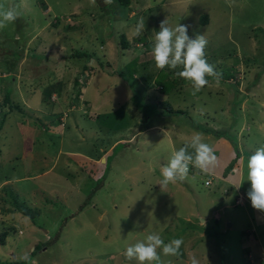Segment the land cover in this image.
<instances>
[{
    "label": "rangeland",
    "instance_id": "rangeland-1",
    "mask_svg": "<svg viewBox=\"0 0 264 264\" xmlns=\"http://www.w3.org/2000/svg\"><path fill=\"white\" fill-rule=\"evenodd\" d=\"M171 1L130 0L127 5V0H96L93 5L90 0H7L22 15L0 30V95H8L21 110L0 113V120L5 116L0 130V222L16 230L0 245V264H138L124 252L153 232L165 243L183 239L179 256L158 250L161 264H190L192 256L199 264H223V259L226 264H250L243 261L249 254L252 263L264 264V242H252L254 232L264 234L263 222L246 195L247 158L264 144V0H191L174 6ZM141 17L145 30L137 36L134 29ZM163 21L173 28L189 25L192 38L205 36L206 59L220 73L218 80L207 76L209 84L193 95L191 82L175 75L182 67H155L151 49ZM137 38L139 43H133ZM8 52L14 57L9 63ZM143 79L151 81L146 91ZM135 93L143 100L141 112L152 115L155 97L184 112L151 121H167L178 132L210 125L228 137L233 150L238 146L225 170L227 176L242 163L239 191L245 203L235 207L233 195L227 202L238 224L222 218L202 227L197 219L194 225L205 237L187 240L188 227L173 216L199 205L220 210L221 193L211 194L219 184L205 186L207 174L197 168L190 179L193 192L188 186L181 191L174 184L161 185L159 157L168 163L188 140L174 138L171 151L165 137L154 132L148 136H158L141 152L145 137L136 132L150 122L136 123L128 114L125 99ZM83 95L87 104L81 102ZM116 109L125 117L119 118ZM49 123L55 131L45 132ZM118 123L129 128L117 131L113 127ZM129 148L135 150L131 156ZM214 152L222 155L220 149ZM6 195H17L33 210L34 219L14 211L2 217V209H14ZM202 250L210 255L201 258ZM25 253L29 260L22 258Z\"/></svg>",
    "mask_w": 264,
    "mask_h": 264
},
{
    "label": "clouds",
    "instance_id": "clouds-1",
    "mask_svg": "<svg viewBox=\"0 0 264 264\" xmlns=\"http://www.w3.org/2000/svg\"><path fill=\"white\" fill-rule=\"evenodd\" d=\"M90 2L94 5L96 0ZM21 15L22 12L18 7L8 6L7 0H0V30L14 23ZM188 28L189 25L184 24H177L173 28L169 27L166 21L161 22L159 31L154 35L151 53L157 69L182 67V70L177 71L175 75L190 81L195 95L209 84L207 76L216 77L218 80L220 73L207 62L205 36L198 34L192 38L188 35ZM144 30L145 19L141 17L135 25L134 32L139 36ZM217 160L213 147L203 141L202 133L196 132L184 146L173 152L168 163L160 166L161 185L183 181L188 173H197V168L207 173L216 166ZM190 165L194 167H189ZM247 181L250 183V188L246 195L251 206L256 210L264 211V144L247 158ZM241 184L242 182L235 188L238 189ZM182 244V238H173L165 243L159 234L153 232L144 240L128 246L124 256L129 261L137 260L138 264H161L158 250L164 255L179 256ZM22 258L29 260L27 253ZM189 260L190 264H199L196 256L190 257ZM32 264H35V261H32Z\"/></svg>",
    "mask_w": 264,
    "mask_h": 264
},
{
    "label": "crops",
    "instance_id": "crops-1",
    "mask_svg": "<svg viewBox=\"0 0 264 264\" xmlns=\"http://www.w3.org/2000/svg\"><path fill=\"white\" fill-rule=\"evenodd\" d=\"M168 0H163V2H167ZM191 0H172L171 1V6H174L175 3H179V2H187V3H191L190 2ZM170 7V5H169ZM133 13V11H132ZM93 83V80H91L90 84L91 85ZM86 94V92H84V95ZM84 95L82 96L81 98V102L82 103H85L86 100L84 98ZM125 102L127 104H129V108L128 109V114L130 113V115H134L136 117V123L137 121L138 122H142L143 120L145 121V123H149L148 125L146 124L144 129H142V132L141 131H138L136 132V134H138L139 136H144L145 138H143L142 140V144H143V147H140V151L145 153L147 152V145L151 146V142L153 140V137H157L158 135H154L153 137L152 136H148L154 132H159L161 133L165 139L167 140V142L169 143L170 145V150L171 151H174V145H175V140L174 138H176L177 140H180V141H183V140H190L191 136L194 135L196 132H200L203 134V141H207L209 143H212L211 146L213 147V149L215 150H218L220 149L222 151V155L221 154H217V157H218V160H217V164L216 166L211 169L209 172H204L205 174H207L206 178H204V181L203 183L205 182V180H210L211 184L208 186V187H212L215 186V183H218L219 186H215V190L213 192H211V194H220L221 193V199L219 200L220 203H221V208L220 210H218V208L216 209L212 206H210V209H204L201 207V205L199 206H195L194 210H189V211H186L182 214H175L173 217L176 218L177 220H181L185 226L188 227V230L186 231V233H190V235L188 236L187 240H193V239H200L201 238H204L205 237V234L203 233V231L200 229V226L199 225H202V227L204 226H212L214 225V223H217L219 222L222 218L224 219V221L228 222V221H231V220H234L236 222V224L239 223V221H237V219L235 218V216H233L232 213H230V210L229 208H231V206H229L227 204V202L229 201L230 197L228 195H233L232 197L234 198V206H243L244 203H245V195L243 193H241L239 191L240 187L237 189L235 188L236 185H238L240 183V180H241V176H240V172H241V164L239 162V166L236 165L235 166V169H234V173H237V174H234V173H228L227 176H226V173H225V170H226V167H227V164L232 161V159H234L235 155L233 154V151H235L236 153H238V146H236L235 144V147H234V150L233 148L231 147L232 143H230V140L227 139V137H216L214 134H206L204 132H202L201 129H198L199 126H194L192 125V131L191 132H187V131H181V132H178L177 129L176 130H173V125H167L166 122H163V121H151V119H156L157 117H165V118H168L169 114H164L162 112H158L155 108H154V112L152 113V115H149L147 112H141L138 108H139V105L135 103V101L132 99V98H126L125 99ZM118 109V108H117ZM116 109V113L119 111ZM97 112H100V109L97 110L95 109ZM106 114H110L108 112H104L103 115ZM117 114H120V117L119 118H124V114L121 115V112L117 113ZM102 115V114H100ZM187 118V117H185ZM192 123V122H191ZM199 125V124H198ZM29 127V126H27ZM131 127V126H130ZM141 127V125H140ZM115 130L118 131V129L120 128L119 131L121 130H124V129H127L129 128L127 124H123V125H120L119 123L113 127ZM124 128V129H122ZM29 129V128H28ZM136 129V127L134 128V130ZM195 130V131H193ZM131 140H129L128 142H130ZM231 144V145H230ZM128 145V144H127ZM128 150H130V156L131 154L135 151V150H132L131 148H129ZM153 149H151V147L149 148V151L151 152ZM149 152V153H150ZM147 155V153L145 154V156ZM100 158L104 159L103 156H100ZM101 159V160H102ZM98 161H99V158H98ZM167 161V159H165L164 157H159V162L161 165L165 164ZM163 163V164H162ZM160 165V166H161ZM238 166V167H237ZM140 168H144L143 166H140ZM193 168V167H192ZM194 172V171H193ZM203 172V171H202ZM157 173L161 176V168L159 170H157ZM196 174V172H194ZM195 174H192L190 173V176L188 178H186V180H184L183 184H179V183H169L171 185L174 184L175 188L177 190H181L183 191L185 189L186 186H188V188H190L189 190L191 192H193L195 190L194 186L192 185L191 178L195 177L196 175ZM216 181V182H214ZM186 182V183H185ZM168 184V185H169ZM188 184V185H187ZM166 185V186H168ZM166 188V187H164ZM227 197L226 198V202H223L222 201V197ZM242 197L243 198V201L241 202V204H238L237 201L239 199V197ZM211 198L212 200V196H208L207 199ZM219 197H214V199L218 200ZM209 201L212 205H213V202L212 201ZM234 207V208H235ZM210 211V212H209ZM258 213H259V221L262 223L263 222V225H261L262 227V230H264V213L260 210H257ZM221 212H223L224 214H222ZM249 217V215H248ZM197 219L200 221V224L199 225H194V221L197 222ZM240 220V219H239ZM230 226V225H229ZM232 227V225H231ZM190 229H192V232L190 231ZM196 231V232H195ZM199 232V233H198ZM215 233V232H214ZM191 238V239H190ZM254 240L252 241L253 244H259L261 246V242H264V234L262 233H256L254 232ZM204 250L201 251L200 253V256L201 258H205L206 256L210 255V254H206V253H203ZM226 253V252H225ZM262 256H264V253H262ZM224 257H227V255H224ZM248 257L250 258L251 257V254L248 255ZM258 259L260 258V256L258 255L257 256ZM245 258V256H244ZM202 260V259H201ZM246 260V259H244ZM261 261L264 262V258L261 259ZM258 261L257 264H262V262ZM203 264H208L206 261H202ZM223 264H226L227 262L223 259Z\"/></svg>",
    "mask_w": 264,
    "mask_h": 264
},
{
    "label": "trees",
    "instance_id": "trees-1",
    "mask_svg": "<svg viewBox=\"0 0 264 264\" xmlns=\"http://www.w3.org/2000/svg\"><path fill=\"white\" fill-rule=\"evenodd\" d=\"M130 0H127V5H128V2H129ZM130 3V2H129ZM126 42V40L125 39H123V43H125ZM133 43H139V38H137L136 40H134L133 41ZM126 44V43H125ZM125 47V46H124ZM123 47V49H125ZM8 54H10V55H8V57H7V62L9 63V61L11 60L10 58H14V57H11L12 56V53H10V52H8ZM84 56H86L87 57V55L85 54ZM15 61H17L16 59H15ZM136 74V73H135ZM135 74H134V77H135ZM131 77H132V75H131ZM133 78V77H132ZM230 78H232V77H230ZM229 78V76H226L225 77V79L226 80H228V79H230ZM5 79V78H4ZM124 79H126V78H124ZM3 80V79H2ZM143 81L145 82V84H143L142 85V89H143V91H146V89L148 88V87H145L146 86V84H147V82H148V85H150L151 84V81H150V79H148V81L147 80H145V79H143ZM49 88L50 87H48L45 91V94L46 95H50L51 94V92L52 91H50L49 90ZM2 89H3V86H2V84H0V94L2 93ZM163 89L164 88H162L160 85L158 86V91L159 92H162L163 91ZM53 91H55V90H53ZM166 93H168V92H166ZM3 95H0V113L2 112V113H4L3 115H6L8 112H11L12 111V109H19V110H21L19 107H18V105H16V104H14L12 101H13V99L12 98H10L8 95H6L5 97H2ZM134 101H135V103L136 104H138L139 106L143 103V100H142V98H141V96H139L137 93H135V98H132ZM153 100H155L156 102H157V104H156V106H157V111L158 112H162V113H164V114H180V115H183L184 114V112L183 111H181V110H175L172 106H171V104L170 103H168V102H159L158 101V99L155 97V98H152ZM150 100V99H149ZM153 100H151L152 102H155V101H153ZM87 102V101H86ZM85 104H87V103H85ZM21 112V111H20ZM23 115H24V113H22ZM48 116H47V119H45V121H48ZM61 119L62 118H60L59 117V121H58V123H56V124H54L56 127L57 126H59L60 124H61ZM5 124V116H3L2 117V119L0 120V130L2 129V126ZM42 125V124H41ZM210 126V125H209ZM209 126H205V125H203V126H199V128L198 129H201L202 130V132H204V133H206V134H214L216 137H227L226 135H223L221 132H218V131H216V130H214L213 129V127H209ZM45 127V132H47L48 130H51V131H55L56 129L54 128V126L52 125V124H47L46 126H44ZM58 132V131H57ZM228 138V137H227ZM49 150V149H48ZM50 153V152H49ZM51 154V153H50ZM7 196V199L6 198H3V199H6L5 201H7L8 203H10V204H12L13 205V207H14V209L13 210H4V209H2V217H5L7 214H9V213H12V211H14L13 213H19V214H21V215H23V216H30V218H32L33 217V214H35V213H33V210L31 209V208H29L28 206H26L25 205V203L24 202H19L18 200V196L16 195V196H9V195H6ZM1 210V209H0ZM32 219H34V218H32ZM14 231H16L15 230V227L14 226H12V225H6V222L5 221H3L2 220V222H0V245L1 246H4L5 245V239L7 238V236H8V233H10V232H14ZM244 259H246V260H244ZM243 259V261H247V263H250V264H257V263H252V257H245ZM225 260V259H224ZM15 263H17V262H12V264H15Z\"/></svg>",
    "mask_w": 264,
    "mask_h": 264
},
{
    "label": "built area",
    "instance_id": "built-area-1",
    "mask_svg": "<svg viewBox=\"0 0 264 264\" xmlns=\"http://www.w3.org/2000/svg\"><path fill=\"white\" fill-rule=\"evenodd\" d=\"M210 184H211L210 180H205V182H204L205 186H209ZM242 201H243V198L240 196L237 203L241 204Z\"/></svg>",
    "mask_w": 264,
    "mask_h": 264
},
{
    "label": "water",
    "instance_id": "water-1",
    "mask_svg": "<svg viewBox=\"0 0 264 264\" xmlns=\"http://www.w3.org/2000/svg\"><path fill=\"white\" fill-rule=\"evenodd\" d=\"M102 162H104V159H102Z\"/></svg>",
    "mask_w": 264,
    "mask_h": 264
}]
</instances>
